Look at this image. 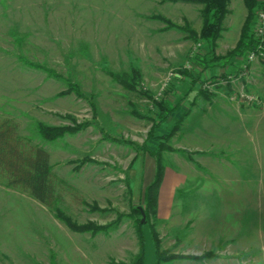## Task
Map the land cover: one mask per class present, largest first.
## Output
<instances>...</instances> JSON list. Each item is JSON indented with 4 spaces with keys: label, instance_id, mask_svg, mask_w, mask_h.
Returning <instances> with one entry per match:
<instances>
[{
    "label": "rangeland",
    "instance_id": "1",
    "mask_svg": "<svg viewBox=\"0 0 264 264\" xmlns=\"http://www.w3.org/2000/svg\"><path fill=\"white\" fill-rule=\"evenodd\" d=\"M203 12L164 0H0V118L48 151L59 195L48 207L0 180V264H135L141 230L145 264H154L151 226L161 250L176 256L163 264H264V190L255 166L264 61L246 64V55L230 67L231 59L219 60L226 67L207 71L209 82L193 88L183 71L200 74L193 57L204 61L207 50L184 29L200 36ZM247 18L244 0H231L211 58L237 48ZM241 65L239 76L222 78ZM134 69V89L112 76L131 77ZM153 97L176 107L157 129ZM39 122L89 126L46 141ZM172 131L157 213L141 228L134 209L144 208L155 170L141 148L154 150L156 136ZM57 208L79 225L110 228L73 231Z\"/></svg>",
    "mask_w": 264,
    "mask_h": 264
},
{
    "label": "trees",
    "instance_id": "2",
    "mask_svg": "<svg viewBox=\"0 0 264 264\" xmlns=\"http://www.w3.org/2000/svg\"><path fill=\"white\" fill-rule=\"evenodd\" d=\"M170 3H188L197 4L204 6V25L200 32L198 33L186 25L184 29L190 34V37L196 39V41L205 42V49L207 50V56L203 61L198 54L193 57V61L198 63L203 68L201 73L198 75L191 74L184 70V75L186 78L191 79V83L194 85L193 88L201 82L206 85L207 79L205 78V73L215 69L218 65L226 67L225 64H220L219 60L231 59L230 67L236 66L234 64L235 60L246 57L248 53L255 51L258 47V41L255 38L254 29L252 27V21L255 17V12L259 4V0H244L245 6L248 10V18L243 26L241 39L235 50L231 51L226 58H220L214 55L213 52L216 49V43L219 39L222 31L224 21L226 16L229 14V4L231 0H164ZM264 8V5H261ZM161 21L169 23V20L163 17H158ZM254 25V24H253ZM172 27V24H171ZM245 61V60H244ZM224 62V61H223ZM225 65V66H224ZM244 71L243 66L238 67V70L230 74L222 76L223 79L230 82V75L239 76ZM133 75L129 77L127 74L122 75H112L117 80L121 81L125 87L129 89H134L137 87V81L140 79V73L138 70L134 69ZM236 73V74H235ZM214 77L212 76V79ZM130 79L132 82H130ZM136 85V86H135ZM192 87V86H191ZM190 87V92L192 93V88ZM75 90L79 96L82 93L78 91L77 88L71 87ZM202 91V90H201ZM189 92V93H190ZM167 93V92H166ZM200 92H198L199 95ZM167 95V94H165ZM154 106L157 109L156 118L153 120L155 122V129L161 127L164 123H167L171 115L176 111V107H168L165 104V100L157 101L154 97L151 99ZM88 124H77L67 126H47L43 123H38V131L42 139L46 141H55L64 137L65 135H73L79 131L85 130ZM174 130V129H173ZM155 131V130H154ZM172 133L157 135L158 140L157 147L154 150H150L146 146L142 147L141 150L148 154L155 164L153 181L147 186L143 194V205L144 211L147 217L152 213H157L159 194L162 187V183L165 177V152H174L175 150L168 144L172 137ZM154 135H150V138ZM108 138V136H106ZM85 163V162H82ZM0 180H4L8 187L16 188L24 193H27L35 200L39 201L41 204L48 207H53L55 203L59 200L57 183L54 179L51 157L47 150L39 145L33 143V141L27 137H24L20 133V126L12 119H1L0 118ZM134 211L140 215L142 212L139 207L135 208ZM57 217H59L67 226L73 231L83 233V232H93L96 234L98 232H108L109 226H98L96 224H85L79 225L74 223L70 216H68L64 211L56 209ZM142 220L139 221L141 228ZM151 236L153 239L156 261L154 264H163L166 261H170L176 258L175 255H168L166 252L161 250V241L159 235L153 226L150 228ZM140 239V254L135 261V264H145L146 261V241L144 237V232L141 230L139 232ZM212 256V254L207 255Z\"/></svg>",
    "mask_w": 264,
    "mask_h": 264
},
{
    "label": "built area",
    "instance_id": "3",
    "mask_svg": "<svg viewBox=\"0 0 264 264\" xmlns=\"http://www.w3.org/2000/svg\"><path fill=\"white\" fill-rule=\"evenodd\" d=\"M255 38L258 41V47L255 51L248 53L246 64H251L257 61H264V8L258 13V22L254 29Z\"/></svg>",
    "mask_w": 264,
    "mask_h": 264
},
{
    "label": "crops",
    "instance_id": "4",
    "mask_svg": "<svg viewBox=\"0 0 264 264\" xmlns=\"http://www.w3.org/2000/svg\"><path fill=\"white\" fill-rule=\"evenodd\" d=\"M206 98H207L206 100H209L210 97H206ZM259 145L261 146H256L255 148V152H256L255 166H256V170L259 172L260 175L261 188L262 190H264V136Z\"/></svg>",
    "mask_w": 264,
    "mask_h": 264
},
{
    "label": "water",
    "instance_id": "5",
    "mask_svg": "<svg viewBox=\"0 0 264 264\" xmlns=\"http://www.w3.org/2000/svg\"><path fill=\"white\" fill-rule=\"evenodd\" d=\"M140 210H141V212H142V216H143L142 223L144 224V223L146 222V219H145V217H146V214H145V211H144V209H143V208H140Z\"/></svg>",
    "mask_w": 264,
    "mask_h": 264
}]
</instances>
